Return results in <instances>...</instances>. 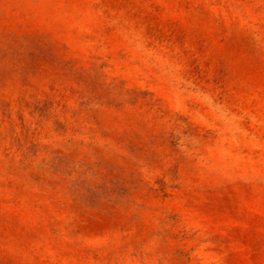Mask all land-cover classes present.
Wrapping results in <instances>:
<instances>
[{"label": "rangeland", "instance_id": "rangeland-1", "mask_svg": "<svg viewBox=\"0 0 264 264\" xmlns=\"http://www.w3.org/2000/svg\"><path fill=\"white\" fill-rule=\"evenodd\" d=\"M0 264H264V0H0Z\"/></svg>", "mask_w": 264, "mask_h": 264}]
</instances>
